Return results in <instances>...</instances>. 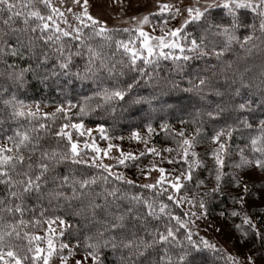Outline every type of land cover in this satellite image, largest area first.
Here are the masks:
<instances>
[{
    "label": "snow or ice",
    "instance_id": "6c2138e0",
    "mask_svg": "<svg viewBox=\"0 0 264 264\" xmlns=\"http://www.w3.org/2000/svg\"><path fill=\"white\" fill-rule=\"evenodd\" d=\"M115 2L123 4V0ZM89 9V0H71V6L63 11L52 0H0V65L3 68L0 102L6 110L0 113L4 116L0 120V185L3 186L0 264H54V256L59 264H88L89 261L104 264L106 250L126 251L127 255L120 257V264H206L207 251L220 254L223 250L200 236L198 221L216 232L229 225L238 233L236 239L240 244L253 245L243 260L229 254L227 262L257 264L264 257V60L258 67H245L241 71L237 60L228 57L234 53L235 46L246 53L257 48L264 53V0H190L187 4L184 0L163 3L157 0L156 11L131 16L124 23L132 27L123 29L109 28ZM65 12L71 14L75 26L68 23ZM249 14L259 18V35L256 24L247 19ZM177 19L181 21L179 26L169 27ZM153 20L157 23L152 25V33L159 27V36L145 31V26ZM85 29L90 30L89 39L99 37L109 47L115 33H129L127 41L116 40L115 44L117 51L123 49L130 55L127 70L136 75L121 80L125 75L123 62L118 70L116 63L103 52V45L94 48L83 38ZM240 32L242 36L237 34ZM65 37L76 43L66 44ZM85 49L87 61L81 69L77 58L84 55ZM174 50L179 55H174ZM206 57L214 58L215 63L206 62L192 74L186 72L188 62ZM9 58L18 59L25 66L9 63ZM161 59H171L177 71L189 75L188 87L180 88L175 80L161 83L158 76L146 71L148 65L158 66ZM138 60L145 67H139ZM105 72L111 87L98 85L93 95L83 97L81 102L73 103L71 98H66L54 111L43 113L42 119H50L53 124L58 115L63 119L58 130H50L49 124L37 120L39 103L25 105L16 95V91L27 86L29 75L43 83L51 79L62 81L58 87L63 91L76 81L92 80L98 84L100 74ZM149 85L152 91L147 96L140 95L137 90ZM173 92L191 94L189 100L196 104L194 113H189L193 118L179 121L182 127L172 136L175 147H147L148 141L134 130L129 139L144 143L146 150L139 155L125 152L112 143L114 139L125 138L109 136L100 124V139L108 141L107 147L102 148L91 137L93 129L84 125L82 117L94 110L90 105L93 99L95 109L110 110L113 114L117 107L123 111L147 105L141 120L146 122L144 126L150 139L156 131L152 121L155 113L184 110L183 100L169 104L163 99ZM72 109H78L74 115L81 118L79 122H73ZM185 124L193 126L192 133H186ZM208 125L212 126L210 136L205 131ZM159 127L165 132L172 130L163 115ZM69 129L75 130L76 139ZM245 132L249 135L245 136ZM85 135L91 138V143L85 141L81 149L79 137ZM201 136H209L210 140L207 155L213 166L209 168L212 179L208 182L196 178L198 169L208 167L195 151ZM234 138L243 141V146L235 145L238 160L227 165L231 171L225 172L226 160L233 159ZM52 140L54 144L50 143ZM114 148L119 155H110ZM88 149L90 156L84 151ZM148 153L160 157V164L166 162L178 167L169 171L153 161L151 169L146 171L140 168L139 160ZM105 158L114 163H105ZM130 164L145 179L151 170L157 171L158 179L154 183L137 184L118 170ZM78 168L94 171L78 172ZM256 172L261 174L258 178L262 182L250 186V181L257 178ZM190 185L195 189L191 196ZM124 186L141 191L130 193ZM143 190H151L152 195L146 197ZM29 201L34 202L32 207ZM45 201L57 207L46 208ZM216 203L223 205L216 213L223 221L220 227L208 220L210 208ZM185 204L188 210L175 214L173 209H181ZM65 208L78 221H83V240L77 237L75 245L60 243L57 247L52 234L58 232L64 237L65 229L72 225L61 215L48 217V212H63ZM37 209L39 218H36ZM26 213L32 219L26 221ZM237 219L240 223H235ZM41 223L48 225L47 248L39 246L41 237L29 236L25 231L29 246L26 251L18 250L12 243L13 236L19 240L20 229ZM53 224L57 228H52ZM76 231H81L79 222ZM33 240L37 242L35 247H32ZM81 250L84 255L75 259Z\"/></svg>",
    "mask_w": 264,
    "mask_h": 264
},
{
    "label": "trees",
    "instance_id": "16d2710c",
    "mask_svg": "<svg viewBox=\"0 0 264 264\" xmlns=\"http://www.w3.org/2000/svg\"><path fill=\"white\" fill-rule=\"evenodd\" d=\"M42 11L47 14V10L42 8ZM249 23H255L257 26V35H259L258 27H259V18L254 17L252 14H249L247 17ZM19 23V22H18ZM117 28V27H116ZM119 29H123L122 27H118ZM189 31H193V29L189 28ZM89 29L84 30V39L88 40V43H90L94 48L99 49L101 45H103V52L105 55L112 60L113 63H116L117 69L119 70L121 68L120 62H123V66L125 69V75L123 77H120L121 80L128 79L129 77L136 75V73L128 71L127 65L129 63L130 55L123 52V49H120L117 51L115 41L116 40H124L127 41L129 39V33L124 32H118L114 34V39L111 42V45H109L102 41L99 37H93L89 39ZM238 35L242 36L243 32L237 33ZM133 39H135V35L132 36ZM65 43H72L75 44L76 42L71 41L70 37L63 38ZM139 42L137 41V44ZM73 51H75V48H73ZM165 52H169L170 50H164ZM174 55H179L178 50L173 51ZM229 59H236L237 63L243 71L245 67H258L262 60H264V53L260 51L259 48L254 50L252 53H246L245 51L239 49L238 46H235V51L233 54H230ZM238 58V59H237ZM154 59V58H153ZM87 61V53L86 49L84 50V55L81 58H77V63L80 66L81 69L84 68V65ZM9 63H17L21 66H25L23 62H21L18 59L9 58ZM207 63H215L214 58H204L201 60H193L188 62V64L185 66L186 72L188 74L194 73V71L202 68ZM137 65L139 67H145L142 60L137 61ZM190 65V66H189ZM155 69V71H154ZM3 68L2 65H0V72H2ZM146 71L153 73L154 77L158 76L161 80V83H164L165 81H172L175 80L180 88L188 87L187 80L189 78L188 74H185V72H179L176 69V65L173 63L171 59L164 60L161 59L159 61V65H148L146 67ZM146 80L147 77H144ZM28 83L27 86L20 88L18 91H16V95L19 100L24 101L25 105L30 103H39L40 105H58L66 98H71L73 100V103L81 102L83 97L92 96L93 92L97 90V87H111V83L109 81L108 74L101 73L98 78V84L93 82L92 80H84V81H76L74 84H72L70 87L64 88L63 91H61V88L58 87V83L62 84V81L57 82L54 79L48 80L47 83L41 82V79L29 75L27 77ZM3 82V81H0ZM155 82V81H154ZM140 95L147 96L151 91L152 87L149 86H142L137 90ZM191 94L188 93H180V92H173L170 96L163 97L164 100L167 101V103L172 104L177 102L178 100H183V111L178 112H165V113H155L152 117L153 121V127L155 128V133H153V139L154 141H157L158 143L162 144H169L172 145V147H175V141L172 139V136L175 132L179 131L182 127L180 124V119L184 120H191L193 117L189 113H194L196 104L194 100H189V96ZM95 103L96 100L93 99L90 102L91 107L94 109L90 114L85 115L82 117L83 122L85 125H100L103 124L105 129L107 130V134L109 136L118 137L120 135H123L125 133H130L134 130H140V129H146L144 121L141 120V117L145 114V109L147 108V105L144 106H134L130 109L121 110L119 107H117V111L113 114L110 110H100L95 109ZM4 106L2 102H0V113H5ZM78 111V109H72L73 113V122H79L80 117H76L74 114ZM163 115L165 120L172 126V130L170 132H165L164 130L160 129L159 123H160V116ZM43 114H37V120L41 123H47L50 126V130H58L60 124H62L64 121L62 118H57V121L55 124L52 123V121L44 120L42 119ZM4 116H0V120H3ZM8 125L6 124L5 127ZM15 127L16 125H12ZM184 129L186 130V133H192L193 126L191 124H185ZM211 125H208L205 128V131L209 133V136L211 135ZM239 135V134H237ZM245 136L249 135V133L245 132ZM209 136H201L199 139L202 141L208 140ZM50 143H55L54 140L50 141ZM233 151H232V157L233 159L226 160V167L225 172L231 171L227 165H230L234 162V160H238V156L235 152V145L237 143L241 144L243 146V141L233 139ZM209 165V164H208ZM213 166V164H212ZM209 168H211L209 166ZM209 168L203 169L200 168L197 170L196 178L199 179H205L206 182L211 180L212 178L209 177ZM77 171H86V172H92L94 170L90 169H84V168H78ZM207 175H205V174ZM134 180V179H133ZM136 181V180H135ZM137 184H143L141 181H136ZM254 184L258 185L257 182H253ZM252 183V184H253ZM251 186V185H250ZM124 190L128 191L130 193H136L140 192L141 189H130L127 188V186H124ZM195 191L194 185L189 186L188 194L191 196L193 192ZM3 193V186L0 185V194ZM144 195L151 196L152 192L151 190H143ZM164 202L167 203L166 197L164 198ZM227 203V201H226ZM29 207H32L34 205L33 201L28 202ZM172 207V205H169ZM185 204L183 208L181 209H173L175 214L179 215L182 211H186ZM223 205H219L218 203L213 204L210 208L211 215H216L220 211V208ZM231 206L230 204L228 205ZM44 207L46 208H52L57 207L55 204L48 205L45 201ZM189 207V206H188ZM53 215H61L65 220L68 221L70 225H72L71 228L65 229V236L60 238V241L62 243H70L72 245H75L76 238L78 237L81 241L83 240V221H78L77 218H74L70 212L65 208L63 212L57 211L56 213H52L51 211L48 212V217H51ZM25 220L32 219V216L30 213H26ZM36 218H39V209H37ZM80 224L81 231H76L77 224ZM174 223V221H173ZM235 223H240V220L237 219ZM21 231V238L17 240L14 236L12 238V243L16 246H18V250L26 251L29 246L28 238L24 236V232L26 231L29 236H39L41 237L43 234H46L48 232V225L47 223H41L40 225L35 224H28L26 228L20 229ZM235 231V230H234ZM238 234V233H237ZM42 241H39V246L41 245ZM37 242L35 240L32 241V247H35ZM247 245L252 248L253 245L251 243H247ZM219 248V247H218ZM6 251V249H5ZM66 251V250H65ZM77 254L84 255V252L81 250ZM31 255V253H29ZM124 255H127V252H121V251H111L106 250L104 252V264H120V257ZM227 254L222 251L220 254H214L211 251H207L205 253L206 258V264H226L227 262ZM7 258V257H6ZM262 258V257H260ZM227 264H230V262H227Z\"/></svg>",
    "mask_w": 264,
    "mask_h": 264
},
{
    "label": "rangeland",
    "instance_id": "374dc122",
    "mask_svg": "<svg viewBox=\"0 0 264 264\" xmlns=\"http://www.w3.org/2000/svg\"><path fill=\"white\" fill-rule=\"evenodd\" d=\"M53 4L57 7H60L61 10H65L66 7L71 6V0H64V3L61 4L60 0H52ZM160 2H175V0H160ZM185 4L189 3L190 0H184ZM90 5V12L94 17H97L103 22H106L109 28H130L132 27L129 23H124V21L129 20L131 16H142L144 14H147L148 12H154L157 10V0H123V4L116 3L115 0H89ZM66 17L68 18V23L75 26L76 21L72 19V16L70 13L65 12ZM61 23L62 27H66V25L63 24L62 21H58ZM180 20H173L170 22L169 27H178L180 24ZM157 21L153 20L152 24L145 26V31H148L149 33L159 36L160 29L159 27L156 28L155 32L152 33V25L156 24ZM139 44V43H138ZM137 44V46H138ZM166 50V49H164ZM169 50V49H167ZM157 51H159L157 49ZM146 54V53H145ZM36 103H30L26 105H35ZM57 105H40V111L37 114H43L45 112H52L54 111L55 107ZM85 125V124H84ZM86 128L93 129L91 133V137L95 138V142L102 148L107 147L108 141L101 140L100 139V132L98 130V126L96 125H85ZM73 132L74 139L77 138V133L75 130H71ZM139 131L141 133V136L148 141L147 147H156L157 149L172 147V145L162 144L158 143L157 141H154L153 134H151V138L149 139V134L147 133L146 129H140L135 130ZM131 133H125L123 136L125 139L123 141L114 139L112 143L119 145L120 148H122L125 152H132L136 155H139L141 151L146 150V145L136 139H129L131 136ZM119 137V136H118ZM85 141H88L91 143V138L88 135H85L84 137H79V147L83 149V144ZM89 153V156L91 155L90 149L84 150ZM195 151H197L200 154V158L204 161L206 165H208L207 168L212 167L213 161L211 158L207 155V152L210 151V140L202 141L200 140V143L196 145ZM110 155H119V152L117 149H113ZM162 155L167 156V153H162ZM173 155H175L173 153ZM238 158V157H237ZM156 161L159 166L164 167L167 170H171L174 166L168 163L160 164V157H153L150 153L146 154L144 157H141L139 160V166L140 168H144L146 171L151 169L152 162ZM105 163H114V161L105 158ZM206 169L205 167H202V170ZM119 171L123 172L128 178L134 179L136 181H141L142 183H154L156 179H158L159 173L155 170L150 171V175L147 177V179L144 178L139 172V169L136 167H132L131 164L129 167L125 168L121 166ZM205 174V173H204ZM207 175V174H205ZM261 174L259 172H256L255 176L257 178H254L252 181H250V185L253 182H257L258 185L262 182L258 177ZM245 179H248L247 176H245ZM253 199L256 200V194H253ZM258 202V201H257ZM188 210V206H186V211ZM208 220L214 224L216 227H220L223 224V221L221 218H219L217 215H210L208 217ZM200 227V236L205 237L210 242L215 243L217 247L222 249L227 255L231 254L233 256H238L241 260L244 259V256L247 254L248 249L250 248L247 244H240L236 237L238 234L234 231L233 228H231L229 225H225L223 227V231L216 232L213 230L212 227H209L207 224L198 221ZM63 227V226H60ZM52 228H57L56 224L52 225ZM54 243L59 247V244L62 243L60 241V236L58 232H55L52 234ZM49 236V232L46 234H43L41 236V248H47V238ZM64 254H67V251L64 252ZM83 255L82 254H76L75 259H80ZM261 260H264V257L258 259L257 264H261ZM54 264H59V260L54 256L53 257ZM90 264V261L88 262Z\"/></svg>",
    "mask_w": 264,
    "mask_h": 264
}]
</instances>
